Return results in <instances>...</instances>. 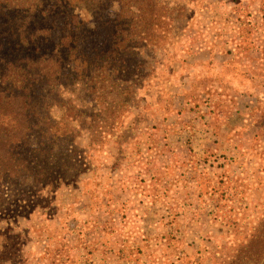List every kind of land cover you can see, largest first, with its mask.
I'll list each match as a JSON object with an SVG mask.
<instances>
[{"label":"rangeland","instance_id":"374dc122","mask_svg":"<svg viewBox=\"0 0 264 264\" xmlns=\"http://www.w3.org/2000/svg\"><path fill=\"white\" fill-rule=\"evenodd\" d=\"M125 20L126 50L88 23L97 58L48 86L43 153L0 180V264H225L263 222L264 0H127Z\"/></svg>","mask_w":264,"mask_h":264},{"label":"trees","instance_id":"16d2710c","mask_svg":"<svg viewBox=\"0 0 264 264\" xmlns=\"http://www.w3.org/2000/svg\"><path fill=\"white\" fill-rule=\"evenodd\" d=\"M113 2L120 9L111 18ZM125 19L127 0H0V180L27 178L33 156L43 153L35 135H49L47 89L61 83L64 64L97 58L82 51L83 27L93 23L104 44L118 36L115 45L126 50ZM236 251L225 264H264V220Z\"/></svg>","mask_w":264,"mask_h":264},{"label":"crops","instance_id":"0c3cea01","mask_svg":"<svg viewBox=\"0 0 264 264\" xmlns=\"http://www.w3.org/2000/svg\"><path fill=\"white\" fill-rule=\"evenodd\" d=\"M224 60H222V62H223Z\"/></svg>","mask_w":264,"mask_h":264}]
</instances>
